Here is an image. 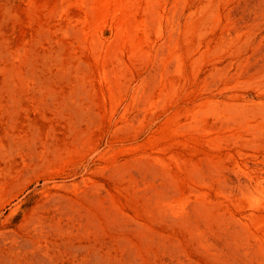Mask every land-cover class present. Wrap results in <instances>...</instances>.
<instances>
[{"label":"rangeland","instance_id":"obj_1","mask_svg":"<svg viewBox=\"0 0 264 264\" xmlns=\"http://www.w3.org/2000/svg\"><path fill=\"white\" fill-rule=\"evenodd\" d=\"M0 264H264V0H0Z\"/></svg>","mask_w":264,"mask_h":264}]
</instances>
